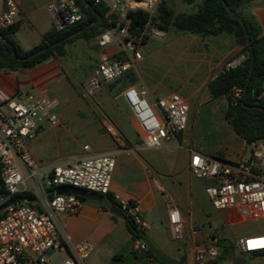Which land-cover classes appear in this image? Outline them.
Returning <instances> with one entry per match:
<instances>
[{"label": "built area", "instance_id": "2783aa9c", "mask_svg": "<svg viewBox=\"0 0 264 264\" xmlns=\"http://www.w3.org/2000/svg\"><path fill=\"white\" fill-rule=\"evenodd\" d=\"M98 1L108 7L107 17L116 16L124 25L112 27L96 38L100 54L95 73L86 85L90 94L104 83L122 77L141 60L139 45L129 35L128 14L135 11L153 14L158 4V0ZM49 11L57 30H64L82 19L73 0H58L50 4ZM18 14L16 2L5 0L0 30L14 26ZM145 31L154 39L166 37L165 32L149 24ZM111 48L113 52H109ZM120 53L125 55V61L115 58ZM242 61L239 57L232 58L222 71L234 69ZM241 96L242 89L235 87L234 100ZM260 97H264V82ZM123 98L138 124L142 149L154 150L174 143L188 126L190 107L178 94L171 93L150 104L146 92L130 87ZM57 103L45 96L11 97L0 101V177L5 188V193L0 194V264H85L94 251L91 242H72L61 231L57 215L76 213L82 201L74 194L58 195L57 190L75 187L103 197L110 194L116 159L113 155H95L85 146V155L69 158L48 169L41 167L32 157L30 145L44 123L60 126V118L53 113ZM105 128L118 144L122 142L112 124H106ZM250 148L249 159L238 163L190 150L191 174L208 182L206 194L228 224L264 218V141L254 142ZM166 199L172 237L183 242L184 218L175 202L169 196ZM12 200L11 205L2 209ZM120 208L139 229L147 227L136 204L122 201ZM237 245L244 253L263 252L264 234L241 238ZM137 246L141 251L147 249L142 241H138ZM219 254L215 240L198 247L193 262L210 264ZM57 255L60 257L55 259Z\"/></svg>", "mask_w": 264, "mask_h": 264}, {"label": "crops", "instance_id": "0c3cea01", "mask_svg": "<svg viewBox=\"0 0 264 264\" xmlns=\"http://www.w3.org/2000/svg\"><path fill=\"white\" fill-rule=\"evenodd\" d=\"M14 1L19 8V14L13 39L27 52L39 46L43 42V36L55 28L49 6L58 0ZM4 2L5 0H0V16L4 11ZM238 11L242 15H252L264 35V0H252ZM187 36L196 37L184 34V37ZM220 37L222 36L218 39H221ZM65 49L66 54L63 57H51L35 67L21 68L15 72L0 71V101L11 97L23 99L27 96H45L59 103L58 96L50 95L66 85L73 88L76 82L75 74L80 68L86 67L88 62L89 67L95 63L93 61L97 60L98 63L100 54L96 38L90 41L78 39L67 44ZM113 51L112 48L109 50ZM219 51L217 59L214 62L208 60L206 66L198 72L199 75L192 80L195 83L194 88L207 89L208 84L222 71L227 61L235 57L244 60L246 57L243 48L236 44L230 49ZM174 56L179 57L180 51L174 50ZM212 65L221 68L217 75H212L209 71ZM169 94L171 93L165 96ZM149 99L150 96L148 101ZM185 100L189 104V101ZM210 100V104L215 106L213 111H219L222 117V122L208 132L215 137L214 143L207 144L195 139V135L191 133L192 128L188 125L186 130L177 136L176 142L154 150L142 149L139 127L133 115L130 119L119 114L118 127L125 138L120 144L115 143L109 135L103 134L100 137V130L96 127L95 146L85 144L74 151L64 152L58 149L57 152L51 153L46 141L51 129L45 132L42 129L43 132L31 143L30 152L37 163L46 169L63 164L69 158L85 155V146H89L91 153L95 155H113L116 166L110 194L119 204L127 201L138 206L147 224L144 233L166 256L177 264H194L195 250L214 243L216 239H209V234L201 235L199 224L195 222L194 214L200 206L196 202L194 176L189 167L190 150L217 156L230 163L249 159L251 155L250 145L240 138L223 118L228 106L227 98L220 96ZM154 101L155 99L150 104ZM205 182L207 186L208 182ZM166 196L175 202L184 218L183 242H177L172 237ZM57 221L61 231L72 242L87 240L93 244L94 251L85 264H159L146 255L145 251L137 248L138 241L133 242L126 221L121 218L113 219L112 213L104 211L97 202L86 199L76 213L58 214Z\"/></svg>", "mask_w": 264, "mask_h": 264}, {"label": "rangeland", "instance_id": "374dc122", "mask_svg": "<svg viewBox=\"0 0 264 264\" xmlns=\"http://www.w3.org/2000/svg\"><path fill=\"white\" fill-rule=\"evenodd\" d=\"M160 1H165L176 14L191 13L197 10L200 3L199 0H194L193 5L185 0H158V3ZM144 34L148 39L138 42L142 58L127 73L135 80L133 84L119 89L118 86L113 87L115 81L104 83L100 89L90 94L86 85L95 73L96 60L93 61L95 63H92V67L88 66V62L86 67L80 68L75 74L76 82L73 88L66 85L50 95L60 98L53 113L61 120L58 127H51L47 123L42 127L44 132L51 129L46 138L51 153L57 152L58 149L64 152L74 151L85 144L95 146L96 127L100 130V137L103 134L109 135L117 143L106 131V124H112L120 139L124 141L123 132L118 127V115L132 118L131 110L123 98V93L130 87L146 92L150 96L149 103L168 93H175L187 99L190 104L188 125L192 128L191 133L195 135V139L207 144L215 142V137L208 132L222 122L221 114L219 111H213L215 106L210 104L212 97L207 89L194 88L195 83L192 80L199 75L198 72L206 66L208 60L214 62L217 59L219 49H230L234 44L237 45L236 40L229 36H222L221 39H218L219 36L184 37V34L172 29L165 32L164 40L150 37L148 31H144ZM174 50L180 51L179 57L174 56ZM220 69L212 65L209 71L212 75H217ZM42 129L40 132H43ZM205 187L204 180L193 178L196 202L200 206L194 214L195 222L199 224L201 235L209 234V239L215 238L217 246L222 239L233 244L232 257L223 264H264V255L253 256L244 253L237 245L241 238L264 234V218L228 224L223 215L213 208ZM59 257L57 255L55 259ZM217 262L216 259L210 264H219Z\"/></svg>", "mask_w": 264, "mask_h": 264}, {"label": "trees", "instance_id": "16d2710c", "mask_svg": "<svg viewBox=\"0 0 264 264\" xmlns=\"http://www.w3.org/2000/svg\"><path fill=\"white\" fill-rule=\"evenodd\" d=\"M73 1L82 14L81 21L64 30H57L54 28L43 36V42L39 46L30 51H23L14 41L13 35L17 30L16 25L7 30H0V34L7 41V43H3L0 40V71L15 72L21 68L35 67L51 57H63L66 54L65 47L67 44L78 39L86 41L94 40L106 30L124 25V23L118 21L116 16L107 17L106 14L108 12V7L98 0H85L93 7V9H89L83 0ZM185 1L191 5L194 4V0ZM199 1L200 3L198 4L197 10L186 14H176L165 1H160L157 4L156 11L153 14L144 11L130 12L128 14V18L130 19L129 35L136 43L141 41L144 42L148 39L144 34L145 26L149 24L163 32H168L172 29L181 34L195 35L201 38H207L210 36H229L234 38L237 45L243 48V52L246 54L245 59L240 66L234 69L221 71L216 78L208 84L207 91L212 98H218L220 96H225L227 98L228 106L224 111L223 118L240 138L245 140L249 145L254 142L264 141V111L251 108L260 107L264 109V97H260L262 84L264 82V35L262 30L257 26L256 20L252 15H242L238 11L240 7L252 0ZM225 3L232 9V11L243 19L252 43L253 52L247 46L246 37L241 23L230 16L225 7ZM95 13H98L102 17L101 23L87 29L70 40L56 45L68 36L96 21L97 16ZM13 48L21 58L28 57L44 48H47V50L34 59L19 62L12 56ZM252 53L255 55V64L250 82L248 83L247 94L244 98L243 90L246 84ZM115 58L124 61L126 60L123 53L116 55ZM256 78L259 79L257 85L254 84ZM134 82L135 80L126 73L115 80L113 87L118 86L119 89H122ZM235 87L242 89V96L237 100H234L233 98V89ZM4 193L5 188L0 177V194ZM104 197L113 204L120 206L111 194ZM78 198L82 202L86 200L84 197L78 196ZM99 206L104 211L109 212L100 204ZM112 218L117 219L118 217L112 214ZM127 221V228L132 235L133 242L141 241V233H144L145 231L139 229L135 222L129 217H127ZM225 241L226 239L219 241V247L221 249L217 258V263L219 264H223L232 257L231 250L233 244L230 246H224L223 243ZM144 253L153 258L157 263L165 264L154 257L150 249L147 248ZM251 254L253 256L264 255V251Z\"/></svg>", "mask_w": 264, "mask_h": 264}, {"label": "water", "instance_id": "95a60500", "mask_svg": "<svg viewBox=\"0 0 264 264\" xmlns=\"http://www.w3.org/2000/svg\"><path fill=\"white\" fill-rule=\"evenodd\" d=\"M85 5L89 8V9H93V7L87 3L85 0H83ZM225 7L227 9V11L229 12L230 16L235 19L238 20L243 28L245 37H246V43L247 46L249 47V49L253 52V48H252V43L248 34V30L247 27L243 21V19L238 16L234 11H232V9L225 3ZM97 16V20L94 21L93 23L87 25L86 27H84L83 29L75 32L74 34L68 36L67 38H65L64 40L58 42L56 45H59L67 40H70L76 36H78L79 34L83 33L84 31H86L87 29L93 27V26H97L99 23H101L102 21V17L98 14L95 13ZM0 40L3 43H7L6 39L0 34ZM47 50V48H44L42 50H39L33 54H31L28 57L25 58H21L17 55L16 50L13 48L12 49V56L14 59H16L17 61L21 62V61H28L31 59H34L35 57L39 56L40 54H42L43 52H45ZM254 64H255V55L252 53V57H251V61H250V66H249V70H248V75H247V79H246V84L243 90V95L244 98L246 97L247 94V87H248V83L250 82L252 73H253V68H254ZM259 79L256 78L254 81V84L257 85L258 84ZM250 108V107H248ZM251 108H255V109H260L263 110V108L260 107H251ZM57 194L58 195H65V194H74L76 196H80V197H84L87 200H91L94 202L99 203L101 206H103L104 208H106L110 213L114 214L115 216H117L118 218H121L122 220L126 221V223L128 224L127 221V216L126 214L121 210L120 206L117 204H113L112 202H110L107 198L98 195V194H94V193H90L87 192L85 190L82 189H78L75 187H61L57 190ZM14 202V200L10 201L8 204H6L5 206L2 207V209H4L5 207L11 205ZM141 241L147 246L148 249H150L154 255V257H156L160 262L165 263V264H177L176 262H174L173 260H171L168 256H166L164 254V252L159 248V246L152 241L145 233H141ZM224 246H230L231 242L229 240H226L223 243Z\"/></svg>", "mask_w": 264, "mask_h": 264}]
</instances>
